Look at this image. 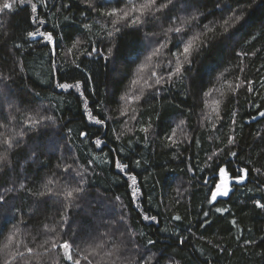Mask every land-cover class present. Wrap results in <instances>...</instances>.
Segmentation results:
<instances>
[{
  "label": "trees",
  "instance_id": "16d2710c",
  "mask_svg": "<svg viewBox=\"0 0 264 264\" xmlns=\"http://www.w3.org/2000/svg\"><path fill=\"white\" fill-rule=\"evenodd\" d=\"M62 2H70V7L61 8V0H47L48 5L55 7L39 9L48 19L47 28L52 30L53 25L56 26V65L61 72H66L75 61L82 63L86 73L93 74V83L85 96L94 114L99 113L106 119V124L96 126L87 121L83 116L84 106L79 93L72 90L74 94H70L54 87L60 73L55 77L50 76L49 48L42 44H30L23 31L27 27L25 21L30 9L24 8L9 15L0 14V124H7L9 132L21 131L24 129L23 121L28 116L40 113L54 117V121H45L31 130H25V135L18 138L19 144L9 154L12 168L5 167L4 172L0 173V195L5 194L6 188L15 189L5 195L6 203L0 201V230L3 232L0 243L10 230L19 228V238L36 248L51 235L45 225L59 230L61 215L67 208L65 231L68 235L65 238L75 234L77 243L105 231L107 225L118 220L123 213L127 227L135 235L122 236L123 228L111 235L115 242L123 241L122 256L128 259L139 260V255L148 249L144 254L152 258L151 264H156V260H159V264H200L203 260H208L210 264H264V210L257 209L250 199L253 196L259 198L261 193L255 191L256 185H264V140L256 136L257 132L264 134V119L258 118V123L249 121V117L256 113V105L264 110V87H261L264 82V3L261 0H240L239 3L236 0H193L190 7H185L182 0H177L176 16L182 19L199 17L200 28H193L192 34H199L205 25L218 31L207 33L211 47L195 62V81L177 83L170 93L165 94L166 98L143 103L137 113L138 120L128 119L125 123L126 118L121 117L118 111L123 102H117L128 80L119 81L127 72L124 65L134 59L135 53L142 51V44L146 43L143 31L137 33L132 30L111 43L104 39L105 50L111 44L118 45L116 72H113L111 61L105 69V61L94 55L89 57L87 51L90 43L100 46L98 39L102 33L96 21L106 19L100 16L101 5L116 6L114 0L111 4L103 3V0ZM229 3L232 11H226L223 15L231 20L230 31L236 34L228 47H222L219 46L222 20L217 5L224 8ZM89 4L92 7H88ZM85 8L88 10L84 11ZM93 8L96 10L93 11ZM84 24L94 26L89 31ZM164 26L167 27V22ZM149 31L159 32L161 29L150 28ZM164 38L163 35L159 37ZM14 44L21 47L15 49ZM210 52L212 63L216 66L212 78L216 80L217 87L225 84V78L220 76L223 72L227 81L233 83L237 82L236 77L245 82L254 81L255 92L250 93L247 87H243L236 95H228L221 109L223 120L217 122L213 118L211 123H205L201 119L204 104L200 97L203 93H193L197 90L196 82L201 80L205 91L210 87L209 77L205 74L211 66L206 59ZM161 59L166 62V51ZM131 67L135 68V65ZM196 69H199L198 73ZM222 90L227 92L226 85ZM212 98H221L219 92L214 93ZM233 112L237 114L235 126L231 125ZM181 119L186 124L182 130H177V139L183 140L185 135L192 139L178 146H166L165 134L176 127ZM149 122L152 128L148 133L139 131ZM213 123H218V130H213ZM230 127L236 128L237 141L236 145L230 146V150L238 152L240 166L250 162L248 166L253 169L251 182L237 188L231 194V199L223 198L216 204V207L230 209L229 212L221 215L213 209L208 217L209 223L205 227H198L203 219L201 209L207 211L210 207L205 203L207 193L199 179L210 175V170L201 172L200 169L204 168L206 156L214 147L227 144V136L232 134ZM85 130L91 133V140L99 135L107 142L103 152L90 139L79 136V132ZM3 131L0 128V132ZM117 136L120 138L117 139ZM196 139L200 140L199 146ZM112 149L118 150L120 157L126 158L125 163L130 162L145 194L142 208L149 215H156L158 223L141 221L139 210L129 204L130 190L125 184L127 178L118 174L114 163L99 162ZM73 156L82 157L81 163L84 164H87L89 156L98 159L93 166L94 172L90 169L83 197L73 201L69 208L67 199L60 195L62 177L57 165L62 161L71 163ZM115 158L113 152L110 159ZM137 160L141 161L139 167L135 165ZM190 166L193 167L192 172L188 171ZM256 168L261 169L260 175L254 171ZM53 174L55 177L50 186L55 190L52 197H40L38 193L45 190L44 185L53 178ZM21 184L25 185L23 189L20 188ZM117 196L121 198L120 201L116 200ZM174 216H180L181 220H173ZM233 220L236 221L235 225L231 223ZM181 237H187L184 244L179 243ZM149 239L156 241V244L148 245ZM248 239L256 243L244 247L243 241ZM45 264L52 262L46 261ZM122 264H126V261H122Z\"/></svg>",
  "mask_w": 264,
  "mask_h": 264
},
{
  "label": "snow or ice",
  "instance_id": "6c2138e0",
  "mask_svg": "<svg viewBox=\"0 0 264 264\" xmlns=\"http://www.w3.org/2000/svg\"><path fill=\"white\" fill-rule=\"evenodd\" d=\"M236 2L239 3L240 0H236ZM261 2L264 3V0H261ZM103 3L111 4L113 0H103ZM114 3L116 6L103 7L101 5L100 16L106 19L103 22L96 21L100 25V32L102 33L98 39L100 46L97 47L96 44L90 43L87 55L89 57L94 55L97 58H102L105 61V69L108 68V62L111 61L113 65L112 71L116 72L115 65L117 63L116 52L118 51V45L111 44L105 50L103 47L104 39L107 38L111 43L112 40L121 35L130 34L132 30L137 33L143 31L146 43L142 44V51L135 53V58L130 59L124 65L127 72L119 81L122 83L123 79L128 80L120 96V101L117 102H123L118 111L121 117L126 118L125 123H127L128 119L138 120L137 113L141 110L143 103L166 98L165 94L170 93L177 83L183 84L185 80H189L190 82L195 81V77L193 76L195 62L203 56L206 49L211 47V40H209L207 33H215L218 29L205 25L199 34H192L193 28H200L199 17L192 16L182 19L176 16L177 0H114ZM182 3L185 7H190L193 0H182ZM44 7L51 9L55 6L48 5L47 0H2V3H0V14L9 15L15 14L24 8L30 9L25 21L27 27L23 31L26 34L27 42L30 44H42L44 47L49 48L50 76L55 77L57 73H60L59 78L55 79L54 87L70 94H74L72 90L75 93H79L84 106L83 116L92 125L105 126L106 119L102 118L99 113L94 114L93 109L89 107L88 98L85 96V92L89 90V85L93 83V74L91 72L86 73L82 63L75 61L73 62V67L66 72H61L57 67L54 59L57 55L58 45V41L54 35L56 26L53 25L52 30L47 28L48 19L45 18L43 12L39 11L40 8ZM60 7L69 8L70 2L65 4L61 0ZM88 7H92V5L89 4ZM217 8L221 12L220 20H222V24L220 28L223 29L220 32L219 46L228 47L236 33L230 31V27H232L231 20L226 19L223 13L232 11V6L229 3L224 8H220L217 5ZM87 10V8L84 9V11ZM95 10L93 8V11ZM211 14L214 15L215 13ZM235 19L239 20V17ZM165 22H167V27L164 26ZM83 26L90 31L94 25L84 24ZM150 28H160L161 31H149ZM161 35L165 38L159 39ZM13 47L19 49L21 45L14 44ZM165 51L167 52L166 62L161 59V57H164ZM237 55L241 54L237 53ZM141 56H143L142 60ZM206 59L211 65L205 73L209 77L208 84L210 87L205 91L203 81L196 82L195 86L197 90L193 94L198 95L200 92L203 93L200 97L204 104V109H201V119L205 123H211L213 118L217 122H220L223 120L221 109L228 95H236L238 90L243 87H247L248 92L254 93V81L248 80L245 82L240 77H236L237 82L233 83L232 81H227L225 74L222 72L220 76L225 78V84L217 87L216 80L212 78V73L216 70V66L212 63L213 57L211 52ZM131 65H135V68H132ZM196 71L198 73L199 69H196ZM225 85L227 92L222 90ZM261 87H264V82L261 83ZM92 91L95 94L94 89ZM217 92H219L221 98L213 99V94ZM37 95L39 94L37 93ZM177 107H180V105H177ZM255 107L256 113L249 117V121L258 123L259 119H264V110H261L260 105H256ZM205 109L209 111L205 112ZM189 111L191 112V109ZM236 115V112H233L232 126H235L237 123ZM12 119L15 120L16 118L12 117ZM45 121H54V117L41 115L40 113L28 116L23 121L24 129L21 131L9 132L7 124H0V128L4 129L3 132H0V173L4 172L5 167L12 168L9 154L19 144L18 138L25 135V130H31ZM185 124L186 121L181 119L176 127L171 128L165 134L164 139L168 142L166 146H178L185 140L192 139L188 135H185L183 140L177 139V130H182V126ZM151 128L152 124L149 122L147 126H141L139 131L148 133ZM212 128L213 130H218V123H213ZM97 131H99V128ZM230 131L232 134L227 136V144L223 147H214L210 154L206 156L204 168L200 169L201 172L210 170V175L199 178L202 180L201 186L207 193L205 203L210 207L207 211L201 209L203 219L198 224V227H205L209 223L208 217L211 215L213 209L215 213L221 215L229 212L230 209L216 207V204L220 203L223 198L231 199V194L237 188L245 187L251 182L250 173L253 169L248 166L250 162H244L243 166H240L241 161L238 152L230 150V146L237 143L236 128L230 127ZM79 136L91 140V133L87 130L79 132ZM256 136L264 140V134L257 132ZM119 138L117 136V139ZM145 140H147V136ZM195 142L197 146L200 145L199 139H196ZM91 143L103 152L107 142L97 135L94 140H91ZM113 152H115L117 158L111 160ZM82 159V157L73 156L71 157V163L62 161L61 164L57 165L62 177L60 195L67 199L69 208L72 206L73 201L83 197L88 184L87 177L91 174L90 169L94 172L93 166L97 163L98 158L96 156H89L87 164L81 163ZM124 159L126 158L120 157L118 150L112 149L108 153H105L99 162L103 164L114 163L118 174H123L127 178L125 184L130 190L129 204L134 205L139 210L141 221L158 223L156 215H149L142 208V198L145 194L138 184L137 174H134V171L130 167V162L125 163ZM140 164L141 161H135L136 167H139ZM188 171L192 172L193 167L190 166ZM254 171L257 175L261 174V169L259 168L254 169ZM54 177L55 174L44 185L45 190L38 193L40 197H52L55 189L50 185L53 184ZM24 187V184L20 185L21 189ZM14 190V188L4 189L5 194L0 195V201L6 203L5 195ZM249 191H252V189H249ZM255 191L261 193V195L259 198L253 196L250 199L253 200L257 209L264 210V202H262L264 201V185L257 184ZM116 200L120 201L121 198L117 196ZM41 203L46 204L47 201H41ZM67 211L68 209L66 208L65 213L61 215L59 230L48 228L45 225L46 231L51 233V235L36 248L29 246L19 238L21 235L19 228L10 230L4 237V241L0 243V264H20L21 261L24 264H45L46 261H51L52 264H122V261H126V264H151L152 258L150 256L146 257L144 254L149 251L148 249H144V253L139 255V260H135L134 258L128 259L122 256L121 245L123 241L117 243L112 238L111 234L119 230V228L124 229V232L121 233L122 236L130 237L135 235L127 227L126 217L123 213H121L118 220L111 221L105 228V231L98 232L95 236L89 237L87 241L77 243L78 237L75 234L72 237L65 238L68 235L65 231V226L68 222ZM172 219L180 221L181 217L174 216ZM231 223L235 225L236 221L233 220ZM0 235H3L2 230H0ZM186 239L187 237H181L179 243L184 244ZM147 243L148 245H155L156 241L149 239ZM255 243L256 241L248 239L243 241V246L247 247ZM156 264H159V260H156ZM200 264H210V262L203 260Z\"/></svg>",
  "mask_w": 264,
  "mask_h": 264
}]
</instances>
